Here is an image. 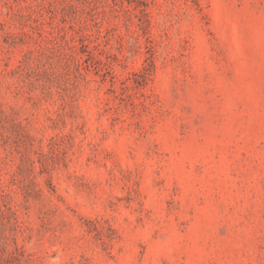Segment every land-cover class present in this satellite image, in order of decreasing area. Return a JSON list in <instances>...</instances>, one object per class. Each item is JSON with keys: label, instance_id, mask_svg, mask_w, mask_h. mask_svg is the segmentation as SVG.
Returning a JSON list of instances; mask_svg holds the SVG:
<instances>
[{"label": "rangeland", "instance_id": "rangeland-1", "mask_svg": "<svg viewBox=\"0 0 264 264\" xmlns=\"http://www.w3.org/2000/svg\"><path fill=\"white\" fill-rule=\"evenodd\" d=\"M0 264H264V0H0Z\"/></svg>", "mask_w": 264, "mask_h": 264}]
</instances>
